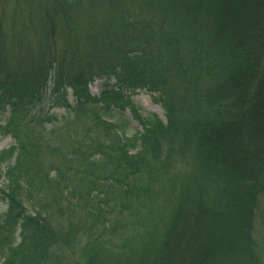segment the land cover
Wrapping results in <instances>:
<instances>
[{"label": "trees", "instance_id": "16d2710c", "mask_svg": "<svg viewBox=\"0 0 264 264\" xmlns=\"http://www.w3.org/2000/svg\"><path fill=\"white\" fill-rule=\"evenodd\" d=\"M1 1L0 264H264V0Z\"/></svg>", "mask_w": 264, "mask_h": 264}, {"label": "rangeland", "instance_id": "374dc122", "mask_svg": "<svg viewBox=\"0 0 264 264\" xmlns=\"http://www.w3.org/2000/svg\"><path fill=\"white\" fill-rule=\"evenodd\" d=\"M4 1L7 2L8 0H4ZM1 4H3V0L1 1ZM8 8H10V5H8ZM31 44L34 45L33 43ZM25 64H26L25 59L21 58L18 60L17 66L23 67ZM113 84L114 83L112 81L109 83L110 86ZM103 90H104V82L100 80L95 81L93 84L89 86L90 95L93 97L98 96ZM67 98L71 105L74 104V100H73V97L70 91H68ZM153 99H154L153 95L145 91H138L134 94L131 100H132V104L134 108L136 109L137 113L142 118L157 117L161 122L165 123L163 112L160 109V107L154 102ZM51 105H52V102H51V98H50L49 91H48V93L46 94V97L43 100V107H42L43 111L48 110L50 114H57V115L62 114L61 111L53 109ZM123 116H124L125 121H127L129 125V130H130L129 134H131L132 132L135 133V132L140 131V127L132 119L131 113L128 110L125 111ZM5 117L6 116H3L0 118V125L3 124ZM252 123L254 125L256 124L255 127L258 130L259 136L260 134L264 135V117L263 116L260 117V114L256 113V116L252 120ZM12 145H13V142L9 137L0 136V152L9 149ZM189 163H190V160L188 159L185 162L186 166H184V163L181 165V172H183L184 174L185 172L189 170V167H188ZM0 188H3L2 184ZM5 211H6V204L3 201H0V215L4 214ZM258 214L259 215L256 221V227H255V238L257 239L260 245L261 251H264V197L260 199Z\"/></svg>", "mask_w": 264, "mask_h": 264}]
</instances>
